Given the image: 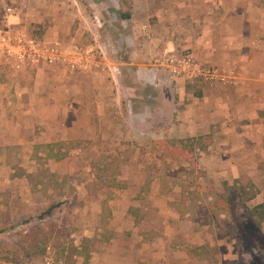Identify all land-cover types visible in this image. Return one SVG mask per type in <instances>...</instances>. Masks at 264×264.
Returning a JSON list of instances; mask_svg holds the SVG:
<instances>
[{
	"label": "rangeland",
	"instance_id": "1",
	"mask_svg": "<svg viewBox=\"0 0 264 264\" xmlns=\"http://www.w3.org/2000/svg\"><path fill=\"white\" fill-rule=\"evenodd\" d=\"M130 4L0 0V24L12 7L14 14L7 18L15 28L58 42L66 55L65 62L41 63L61 74L48 83L50 92L56 91L47 101L60 110L51 116L62 128L66 156L46 167L28 163L31 172L14 160L0 163V264H92L111 238L113 249L124 245L127 230H113L110 221L114 205H128L137 216L147 196L169 208L199 204L196 212L203 218L205 203L215 201L224 214L217 236L238 254L227 264H264V220L258 210L253 216L248 209L264 201V193L245 207L240 187L249 177L236 184L232 178L227 183L207 178L201 148L178 152V139L188 134L176 133L183 105L176 104L166 57L184 50L157 52L143 28L138 32L131 21L125 27L117 13L128 12ZM257 181L264 188V177ZM146 206V216L155 215Z\"/></svg>",
	"mask_w": 264,
	"mask_h": 264
},
{
	"label": "crops",
	"instance_id": "2",
	"mask_svg": "<svg viewBox=\"0 0 264 264\" xmlns=\"http://www.w3.org/2000/svg\"><path fill=\"white\" fill-rule=\"evenodd\" d=\"M130 5L125 12L129 18L117 15L125 27L131 21L138 32L143 28L157 52L189 51L217 71L214 82L173 77L176 104L183 105L175 109L181 120L176 133L188 134L181 139L210 136L201 149L205 177L226 183L232 178L235 184L249 177L240 187L248 207V201L264 193L257 181L264 177V0H131ZM34 67L15 71L0 60V163L14 160L25 172L32 171L28 163L46 167L66 156L62 128L51 116L60 110L47 101L56 91L50 92L48 83L61 74H52L44 64ZM186 98L191 102L185 103ZM177 147L181 154L183 144ZM147 197L138 204L137 216L128 205H114L110 221L113 230H127L124 245L113 249L111 238L110 248L95 252L92 264H227L238 258L227 240L217 236L224 214L217 212L215 201L205 203L203 218L196 212L199 204L169 208L161 199ZM146 205L155 214L150 218ZM261 205L264 209V201L248 209Z\"/></svg>",
	"mask_w": 264,
	"mask_h": 264
},
{
	"label": "built area",
	"instance_id": "3",
	"mask_svg": "<svg viewBox=\"0 0 264 264\" xmlns=\"http://www.w3.org/2000/svg\"><path fill=\"white\" fill-rule=\"evenodd\" d=\"M14 14L12 7L6 8V16L0 24V60L15 71L34 68L41 63L52 65L56 61L65 62L66 55L58 42H48L32 38L14 27L7 17ZM75 62V61H74ZM169 72L173 77L187 81L205 80L214 82L218 77L215 69L200 63L189 51L171 52L166 57ZM72 68L75 65L71 64Z\"/></svg>",
	"mask_w": 264,
	"mask_h": 264
},
{
	"label": "trees",
	"instance_id": "4",
	"mask_svg": "<svg viewBox=\"0 0 264 264\" xmlns=\"http://www.w3.org/2000/svg\"><path fill=\"white\" fill-rule=\"evenodd\" d=\"M122 18H129V13H121L120 14ZM209 139L210 136H199V137H191V138H186V139H179L178 143L183 144V150L182 153H186V154H192L195 149L197 148H201L204 149L208 146L209 143ZM255 193V192H254ZM253 193V195H254ZM54 206H50L47 210H46V214H50L53 210ZM261 207V209H257ZM259 207H255L253 209H250V212L253 214V216L258 215L256 210L259 211V213L261 214L260 217L261 219H264V209H262V205Z\"/></svg>",
	"mask_w": 264,
	"mask_h": 264
}]
</instances>
